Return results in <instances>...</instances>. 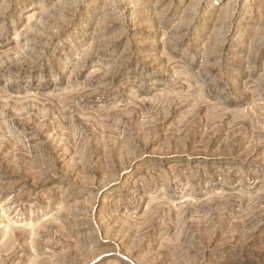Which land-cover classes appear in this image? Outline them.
I'll return each instance as SVG.
<instances>
[{"label":"rangeland","instance_id":"374dc122","mask_svg":"<svg viewBox=\"0 0 264 264\" xmlns=\"http://www.w3.org/2000/svg\"><path fill=\"white\" fill-rule=\"evenodd\" d=\"M0 264H264V0H0Z\"/></svg>","mask_w":264,"mask_h":264},{"label":"bare ground","instance_id":"6f19581e","mask_svg":"<svg viewBox=\"0 0 264 264\" xmlns=\"http://www.w3.org/2000/svg\"><path fill=\"white\" fill-rule=\"evenodd\" d=\"M136 8H137V5H136V3H135V2H133V4L130 6V9H131V14H133V13H134V11L136 10Z\"/></svg>","mask_w":264,"mask_h":264}]
</instances>
